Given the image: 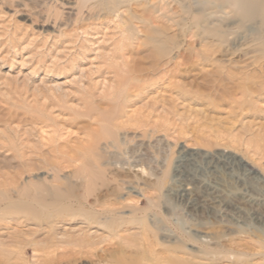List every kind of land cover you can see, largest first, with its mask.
Returning a JSON list of instances; mask_svg holds the SVG:
<instances>
[{
	"label": "rangeland",
	"instance_id": "374dc122",
	"mask_svg": "<svg viewBox=\"0 0 264 264\" xmlns=\"http://www.w3.org/2000/svg\"><path fill=\"white\" fill-rule=\"evenodd\" d=\"M83 4L0 0V156L13 166L0 168L9 199L0 200V229L10 236L0 264H264V46L219 45L178 3L130 1L119 16L104 0ZM108 129L116 135L94 143L91 166L65 162L55 173L19 163L72 155L89 131ZM113 139L125 142L107 147ZM191 150L198 166L225 150L254 172H230L224 205L193 210L175 171ZM193 167L204 182L221 178ZM35 177L48 204L7 206ZM241 181L251 189L242 202ZM189 188L194 202L201 189ZM94 230L102 238L89 239Z\"/></svg>",
	"mask_w": 264,
	"mask_h": 264
},
{
	"label": "bare ground",
	"instance_id": "6f19581e",
	"mask_svg": "<svg viewBox=\"0 0 264 264\" xmlns=\"http://www.w3.org/2000/svg\"><path fill=\"white\" fill-rule=\"evenodd\" d=\"M82 1L84 2L83 5H85L90 0H82ZM104 1L113 4L110 11L114 12L113 13V14H115L114 16H119V13L123 11V10L119 11V9H118L119 4L127 3L130 1L137 2L139 0H104ZM163 2H166V5H168L169 2H173L174 4L178 3V4H180V7L182 8V10H186V9L194 10V13L192 14V20L195 22H198V23H196L197 24L196 28L198 30H200V32H202L203 34L210 35V36H217V41L219 42V45H220V43H225V44L231 45L234 43L233 41H235V39L236 40L241 39V40H247L248 42L253 43V45L260 44L261 46H264V0H170V1L163 0ZM153 8L156 10L157 13H160L161 11L164 10V5L163 6L161 5V7H159V8H157V7H153ZM163 15H165V14H163ZM173 22L178 23L177 20H175ZM177 23H175V24H177ZM58 87L59 86L56 87L57 90H58ZM246 88H247V90L248 89L251 90L249 88V86ZM257 88H258V86H257ZM258 89L260 90V88H258ZM246 92L244 94H246ZM250 92H252V91H250ZM114 130H116V129L114 128ZM117 133H118V131H117ZM88 134H89L88 137L86 139H82L80 141V145H78L75 148V150H73L74 154H72V155H68V154H66V155H63V154L59 155L58 154L57 155L56 153L51 154L50 153L51 151H49L46 153H42V155L41 154L39 155V156H44V159L42 160V159H37L38 156H37V158H33V157L26 154V156L21 155V158L19 159V163L23 167L29 168V170H32V171L37 170V169H41L42 167L46 166V168L49 167L51 172L53 171L55 173H59L62 170V168H63L62 164L65 162L68 165H75V169L84 168L87 165L91 166V165H93V161H94L93 160V154L91 152H93V150L96 148V145L94 143L99 142L103 138L105 140L106 136L113 137L115 134V131H111L108 129V130L102 132L101 134L99 131L98 132L97 131H89ZM115 139L111 140L108 143H105L107 145V147L109 146V147H113V148L117 149V148H119L120 145L124 144V142H125L122 140L116 141ZM81 142H84V143H81ZM184 147H185V145L181 146L182 150ZM54 151H53V153H54ZM57 151H59V150H57ZM121 152H123V151H121ZM134 154H135V151H131L130 157H134ZM183 154H184L183 157H181V155H180V157L183 158L180 161H185V163L182 162V163L178 164L177 165L178 168H176L175 171L178 172L182 177L186 178V180H188V182L184 185L182 184L183 186H181L179 188L178 193L181 197L184 198L185 201H183V202H186V204L189 207H191L193 210L196 209L197 207H201L202 209L208 210V208L213 207L212 205H214V204H215V206L217 204L224 205L225 200L222 199V197H221L222 194H221V196L219 194V192L221 191V186L223 187L222 182L224 183L225 189H228V191L230 189H234V187L236 185L235 183L231 182V180H233V177L230 175L231 174L230 172L234 171L235 169L243 170L244 172H247L248 174H252V172H254L253 166H251L249 163H247L246 161H244L241 158L240 159L238 158L237 161L229 160V157L226 156L225 150H222L216 154H208L209 161L205 160L206 161L205 167H203V166L201 167L202 164H200V166H198L199 161H196V158L194 157L197 154L195 152V150L184 151ZM46 155L52 156V157H50V158L45 157ZM94 156H98V154H94ZM10 160L11 159L9 157H7L6 155L0 156V168L6 169V168L13 167L9 164ZM42 161H44V162H42ZM187 163L190 165H193L194 167L195 166L198 167L197 169H201V170H203V172L204 171L208 172V174L217 173V176H220L222 179L221 178L219 179V177H217L218 180L216 179L217 181L214 180L212 183H209V181L204 182L203 179L198 177L197 174L195 172H193L195 169L192 171L191 168H185ZM130 166L131 165H129V167H128L129 169L131 168ZM134 166H137V165H134ZM125 169H127V167ZM137 170L138 169H136V171ZM237 179H239V178L237 177ZM39 181H40V178L35 177V180H29V181L23 183L22 187H20L21 189L18 190L19 198L20 199L28 198L29 200H31L28 202L34 203L36 205H47L48 203L46 202V199L44 198V195H43L45 193L44 192L45 188H44V185L41 184ZM181 181H182V179H181ZM130 183L135 184L137 182L135 180H133V181L131 180ZM191 183L197 184V187H199L201 189L200 195L194 199V202L189 198V195L191 192V189L189 188V184L191 185ZM233 184H235V185H233ZM237 185L243 186L241 189L244 190L243 192H241V194H242L240 197V198H242L241 202L243 201V199H246V201H247L248 198H246V197H249V199H250L251 189H248L247 187H245V183L243 181H241L240 184L238 183ZM29 186L32 187V189H34L33 193L29 192V189H28ZM129 187H130V191L135 192V188L133 187L132 184H130ZM196 195H197V193H196ZM261 196L264 197V193L261 194ZM5 199H8V195H7L6 191L0 190V200H5ZM25 199H23V201H21V200L9 201L7 206L18 207L21 204L27 203V201L24 202ZM259 200H261V199H259ZM259 200H258V202H259ZM181 201H182V199H181ZM253 201H255V200H253ZM235 204H234V206L232 205L234 208L231 207L230 210L231 209L237 210L238 206ZM253 206H254V204H253ZM210 210L211 209H209V211ZM254 211H255V208H254ZM260 214H259V212L257 214V211H256V213L251 214V217L255 218L256 220H258L260 222V220H262V218H261L262 214L261 215ZM248 217H249V215H248ZM70 230L71 229H69V231ZM72 231H74V229H72ZM75 232H77V234H82L84 231L82 229H77V231H75ZM96 233H98L97 230H94V231H91L90 233H88L89 239L91 237L95 238L100 234V233H98V235L94 236V234H96ZM57 234H60V236H66V234L61 233V231H60V233H56L55 235H57ZM99 236L101 237V235H99ZM9 237H10L9 231L0 229V242L7 240Z\"/></svg>",
	"mask_w": 264,
	"mask_h": 264
}]
</instances>
